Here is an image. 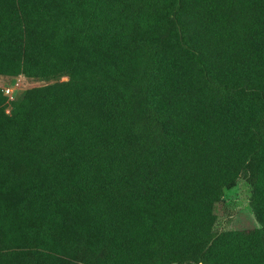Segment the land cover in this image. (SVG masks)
<instances>
[{"label":"trees","instance_id":"trees-1","mask_svg":"<svg viewBox=\"0 0 264 264\" xmlns=\"http://www.w3.org/2000/svg\"><path fill=\"white\" fill-rule=\"evenodd\" d=\"M155 4L0 0V74L67 76L0 114V264H264L212 211L239 176L264 205V0Z\"/></svg>","mask_w":264,"mask_h":264},{"label":"rangeland","instance_id":"rangeland-1","mask_svg":"<svg viewBox=\"0 0 264 264\" xmlns=\"http://www.w3.org/2000/svg\"><path fill=\"white\" fill-rule=\"evenodd\" d=\"M155 5L160 8L164 0H154ZM236 16H230L227 20L214 19L207 27L208 35H217L222 42L230 43L231 47L244 45L242 40L249 35L248 27L254 22L247 18L246 7L236 11ZM159 20H157L158 22ZM244 36V37H242ZM154 40L161 38L159 23L155 25L153 33ZM231 37L235 41H231ZM255 38V37H254ZM242 39V40H241ZM146 63L139 61L136 67V74L131 76V82L140 86L144 75ZM66 75H57L50 78L27 77L23 74L4 75L0 74V93L5 96V101L0 105V114H10L14 102L19 99L24 91L30 87L47 84L56 80H66ZM3 106L4 111H3ZM255 195L247 181L243 177H237L234 184L224 187L220 198L213 203L212 211L215 215L213 229L217 232H234L252 229H264V217L257 214V210L264 209V205L251 202V196ZM12 252V249L9 250ZM19 255V258L22 259ZM66 263H71V257H65Z\"/></svg>","mask_w":264,"mask_h":264}]
</instances>
